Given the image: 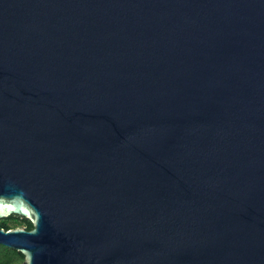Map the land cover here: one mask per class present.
Wrapping results in <instances>:
<instances>
[{
	"label": "water",
	"instance_id": "obj_1",
	"mask_svg": "<svg viewBox=\"0 0 264 264\" xmlns=\"http://www.w3.org/2000/svg\"><path fill=\"white\" fill-rule=\"evenodd\" d=\"M12 214L22 264H264V0H0Z\"/></svg>",
	"mask_w": 264,
	"mask_h": 264
},
{
	"label": "trees",
	"instance_id": "obj_2",
	"mask_svg": "<svg viewBox=\"0 0 264 264\" xmlns=\"http://www.w3.org/2000/svg\"><path fill=\"white\" fill-rule=\"evenodd\" d=\"M17 226H25L26 228L31 229L33 228V223L30 219L18 214H12L7 218L0 219V227L9 229ZM23 261L24 255L22 252L0 244V264H22Z\"/></svg>",
	"mask_w": 264,
	"mask_h": 264
}]
</instances>
